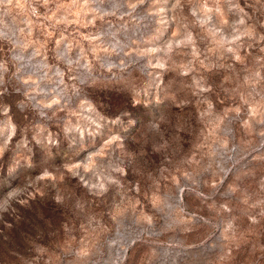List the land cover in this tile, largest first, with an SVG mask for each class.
I'll return each mask as SVG.
<instances>
[{
  "label": "rangeland",
  "instance_id": "374dc122",
  "mask_svg": "<svg viewBox=\"0 0 264 264\" xmlns=\"http://www.w3.org/2000/svg\"><path fill=\"white\" fill-rule=\"evenodd\" d=\"M0 264H264V0H0Z\"/></svg>",
  "mask_w": 264,
  "mask_h": 264
}]
</instances>
